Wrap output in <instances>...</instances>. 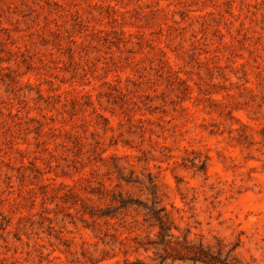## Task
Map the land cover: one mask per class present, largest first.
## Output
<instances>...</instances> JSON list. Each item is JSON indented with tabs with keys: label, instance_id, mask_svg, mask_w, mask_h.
I'll use <instances>...</instances> for the list:
<instances>
[{
	"label": "rangeland",
	"instance_id": "374dc122",
	"mask_svg": "<svg viewBox=\"0 0 264 264\" xmlns=\"http://www.w3.org/2000/svg\"><path fill=\"white\" fill-rule=\"evenodd\" d=\"M152 191L264 264V0H0V264H161Z\"/></svg>",
	"mask_w": 264,
	"mask_h": 264
},
{
	"label": "trees",
	"instance_id": "16d2710c",
	"mask_svg": "<svg viewBox=\"0 0 264 264\" xmlns=\"http://www.w3.org/2000/svg\"><path fill=\"white\" fill-rule=\"evenodd\" d=\"M113 200L120 204L117 209H128L133 207L135 211L144 212V220L148 222L149 227L157 228V238L149 241L135 240L136 248L144 247L146 250L154 249L156 255L161 258V264L169 259L180 261H191L194 264H248L233 261L230 253L223 255L222 246L218 250H214L210 246L203 243H194L187 237L180 238L172 231V223L165 206H162L161 200L155 191H152L151 203L135 200L131 197H124L123 193H113ZM105 213H96L91 211V216H102ZM115 215V214H113ZM139 262V261H138ZM130 264H137L132 262Z\"/></svg>",
	"mask_w": 264,
	"mask_h": 264
}]
</instances>
